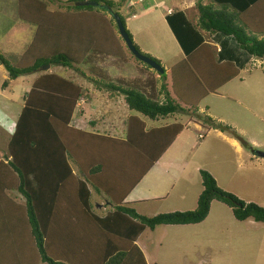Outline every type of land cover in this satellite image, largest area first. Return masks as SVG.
<instances>
[{"label":"trees","instance_id":"obj_1","mask_svg":"<svg viewBox=\"0 0 264 264\" xmlns=\"http://www.w3.org/2000/svg\"><path fill=\"white\" fill-rule=\"evenodd\" d=\"M67 1L73 2L74 13L112 11L125 28L123 17L114 8L120 9L126 0ZM263 1L211 0L202 3L197 0L196 25L191 24L181 12L167 15L168 26L186 53V57L177 64L180 66L177 69L179 80L184 81L185 90L174 88L178 77L173 70L170 73L174 97L164 82L159 86L163 95L160 100L145 90L153 87L149 81L146 86L137 87L125 84L124 77L118 79L120 84L98 80L97 90L118 92L128 109L139 113V116H128L125 133L119 138L70 127L78 101L83 97L89 98L87 90L62 74L39 70L45 65L71 67L86 56H95L98 61L104 60L105 55L123 60L126 56L121 45L100 26H90L94 19L84 20L79 15L63 18L58 12H49L43 0H17V19L33 23L35 30L30 44L15 63H10L0 53V64L5 68L8 79L34 72L37 76L22 97V107L6 145L8 159L6 163L0 161V210L15 217V223L27 225L33 245L30 250L31 243L28 242L24 247L29 248H20L22 251L16 253L14 249L22 246L19 241L23 244L28 237L20 235L19 241L11 238L13 254L4 259L1 257L0 263L146 264L135 243L146 228L153 230L159 225L199 223L207 217L213 200L227 205L237 220L251 218L264 222V207L243 201L221 189L213 175L204 169H199L202 189L192 210L145 216L125 202L129 192L183 127L180 122L173 121L147 128L142 118L165 119L186 112L189 107L195 109L201 98L238 75V69L231 60L238 64L241 62L242 66L249 56L264 59V20L260 21L264 15ZM251 7L259 18L249 23L245 19V11ZM110 19L117 29L114 17ZM196 26L209 34L231 37L243 57L237 55L229 61L218 62L215 48L201 42ZM126 32L132 39L127 29ZM134 47L151 57L141 52L137 45ZM151 58L160 64L159 60ZM138 61L145 68H151ZM98 67L101 70V66ZM157 74L164 81V68ZM7 78L2 83L3 87L8 84ZM150 81L156 83L155 79ZM203 115L208 126L229 132L230 136L240 140L241 136L232 126ZM83 136L103 139L98 143L100 148H84ZM78 143L79 147L76 146ZM11 191L20 194L22 202L16 201ZM92 192L104 195L110 205L103 215L93 209Z\"/></svg>","mask_w":264,"mask_h":264},{"label":"rangeland","instance_id":"obj_2","mask_svg":"<svg viewBox=\"0 0 264 264\" xmlns=\"http://www.w3.org/2000/svg\"><path fill=\"white\" fill-rule=\"evenodd\" d=\"M43 1L49 12H58L63 18L67 15L68 17L79 15L84 20L85 18L88 21L94 19L91 24L88 22L90 26L98 25L103 31L105 30L106 34L111 33L126 56V59L122 60L105 55L104 60L99 61L95 56H86L80 63L73 64L71 67L48 66L39 70L62 74L87 90L89 98H81L74 113L75 117L81 114L84 116L86 127L97 122L99 131L116 135L120 134L122 120L127 114L128 116L139 114L128 109L123 96L118 92L109 89L97 90L95 85L100 79L104 82L120 84L118 79L124 77L125 84L137 87L146 86L145 83L149 81L154 90L151 87L145 90L148 93H154V97L162 100L163 95L159 92L162 82L166 84L170 95L174 97L173 80L170 76L173 70L178 77L174 88L184 89V81L179 80L180 73L177 69L180 66L177 64L185 57L174 40V35L171 39L164 32L167 26L163 23V13L160 10L154 9L141 19L136 17L131 22L126 21L125 28L132 32V41L141 52L149 53L151 57L159 60L166 75L164 81L159 78L156 70L145 68L144 64L128 51L126 45L124 46L114 22L112 24L110 19L112 16L109 12L100 10L74 13L71 1ZM165 1L166 7L175 6L178 3V0ZM196 2L197 0L195 4ZM126 3H123L120 9L114 8L123 19L130 16L132 12L138 13L140 9L138 5L135 10L130 11L128 2ZM195 4L192 9H195L194 15L197 17ZM17 7V0H0V53L10 63H15V59L24 53L35 30L33 23L17 19ZM262 9L264 10V5ZM262 19L264 20V15L260 17V21ZM201 31L203 30L200 29V35H203ZM141 48L148 52H144ZM251 60L250 67L246 66L250 68V75L247 76L248 72H242L243 81L230 80L216 91L208 93L201 98L195 109L189 107L186 112L158 120L140 116L147 126L157 127L177 121L183 127L173 145L169 146L161 158L168 166L154 167L148 175V182L143 180L138 184L144 188L149 184V186L156 184L159 195H162V200L138 203L135 210L139 214L153 216L158 213L194 209L197 196L202 189L199 169L210 172L221 189L233 193L243 201L264 207V157L258 155L259 152H264V59L252 57ZM98 66H101V70ZM5 77L7 78V75ZM150 79H155L156 83L152 84ZM7 80L10 79L7 78ZM28 84L29 80H14L9 84L10 87L5 88L3 94L8 95L14 102V105L8 106V112L12 116L18 109L17 105L23 103L22 96ZM203 114L211 116L215 121L232 126L241 136L240 140L230 136L229 132L208 126V122L203 121ZM176 165H180L183 170L178 171ZM95 200L101 201L100 198ZM99 204L97 207L101 208L102 202ZM93 209L96 210L95 207ZM14 220L15 217L8 216L0 210V236L2 237L0 258L2 259L12 255L14 250L17 251L16 253L21 252L22 249L26 250L29 246L24 247V244L28 242L31 243L30 250L32 249L33 244L27 225L24 223L22 226ZM185 225L187 226L159 225L156 229L154 228L155 230L146 228L139 242L144 243L148 248L156 244V250L160 253L159 264H264V222L254 221L251 218L237 220L227 205L213 200L208 216L203 222ZM23 229H25L24 233ZM1 233L4 235L2 236ZM20 235H27L29 239L25 238V243L22 244L18 240L22 238L19 237ZM13 237L22 245L14 250L13 244L9 242ZM158 244L161 245L160 248Z\"/></svg>","mask_w":264,"mask_h":264},{"label":"crops","instance_id":"obj_3","mask_svg":"<svg viewBox=\"0 0 264 264\" xmlns=\"http://www.w3.org/2000/svg\"><path fill=\"white\" fill-rule=\"evenodd\" d=\"M195 1L196 0H178V3L175 6L171 5V6L166 7V4H165L166 1L165 0H128V1L126 0L125 3L128 2V7H129L130 11L135 10V7L138 5L140 6V9H139L138 13L132 12L130 14V16H128L127 18L124 19V22H126V21L131 22L132 19H136V17L141 19L144 16H146L150 11H152L154 9L155 10L158 9L163 13L162 14L163 23L167 26V30H164L163 27H162V30H164V32L172 39L173 33L170 30V27L168 26V23L166 21L167 15L175 13V12H181L184 15V17L191 24L195 25L197 17L194 15L195 9H192V7L195 4ZM210 1L211 0H204V2L202 1V3H208ZM168 10H171V12L169 14H168ZM253 10H254V8L251 7V8H249V10L247 9L245 11V14H246L245 19L249 23L252 21L256 22L257 18H259L258 14H255V12H252ZM190 12H192V13H190ZM132 14H133V16H132ZM249 15H250V18L247 17ZM125 25L127 26L126 23H125ZM130 26H131V24H130ZM196 28L200 32V29L197 26H196ZM201 33H203V35H201V38H202L201 42L208 43L212 47L215 48L218 62L229 61V58H231L233 56H237V55H239L241 58L243 57L241 55L242 53L240 52V50H238L235 41L231 37H225V36H222V35L217 34V33L209 34V33L204 32V31H201ZM130 34H132L131 31H130ZM174 40L176 41V43L180 47V50L183 53L184 57H186V53L183 51L181 45L178 43V41L176 40L175 37H174ZM141 49L144 50V52H148L146 49H143V48H141ZM220 57H222V58L220 59ZM251 59H252V56L247 57L245 62H244V65H242V66H240V64H242L240 61H239L240 63L238 64V63L231 60V62L238 69V75L236 77H234L233 79H231L232 81H234L235 79H237L239 82L243 81L244 77L241 76L242 72H248L247 76L250 75V68H247L246 66L250 67V61H252ZM261 60H263V59H261ZM6 75H7V72H6L5 68L0 64V84H1L0 85V161H3L4 163H6V160L8 159V154H7V150H6L7 141H8V138L11 136V134L14 130V126H15V122L13 120L16 121L17 116H18L20 109L22 107V103L17 105L18 109H16L15 115L12 116L10 114V112H8V106L14 105V102H12V100L9 99L8 95L6 96L3 93L5 92V88L10 87L9 84H11L14 80L20 81L22 79H23V81L29 80V84H28L29 86H27V88H26V91H27L29 89L32 81L37 76V73L35 72V73L23 75V76H20L18 79L17 78L16 79H10L8 81L7 86L3 87L2 83L6 79V77H5ZM25 92H24V94H25ZM83 115H84V113H83ZM128 115L129 114H127L126 117L122 120V128L120 129V131H121L120 134H116V135L111 134L109 132L99 131L100 129H99L97 122H96V124H92L89 127H86L84 124L85 118H84V116H82V114L78 115L77 117H75L73 115L72 119L69 123V126L74 128V129L84 130V131L89 132V133H98L101 135L103 134V135H108L111 137L115 136V137L121 138L125 133V128H126L125 120L128 117ZM146 127L150 128V127H155V126H147L146 125ZM178 136H179V134L174 138V140L172 141V143L170 145H173V143L175 142V140ZM82 138H83V140L81 139L82 140L81 142L83 143L82 145H84V148H100L98 143L103 141V139L96 138V137L83 136ZM76 146L79 147V143ZM169 146L166 148V150L169 148ZM166 150L160 155V157L154 162V164L148 170V172L142 177V179L135 185V187L126 196L125 202L131 203L132 207L136 208L138 203H147V202L152 201V200H162L161 199L162 195H159L158 185L155 184L154 186H149L150 185L149 184L147 187L144 188L143 186L138 185V184L143 180H145V182H148V175L151 173V171L154 167L160 166V165L161 166H168L165 163V161L161 160V158L164 155V153L166 152ZM176 166L178 168V171L180 169L183 170V168H180V165H176ZM11 195L14 196L16 201L22 202V197L17 192L11 191ZM95 196H96V198H100V200H101L100 202H102L101 208L97 207L98 205H100L99 204L100 202H98L96 200L94 201V199H96V198H94ZM91 200H92L93 207H95L97 212H99L102 215L105 212H107L108 208L110 207V205L108 204V201L105 199L104 195H102V194H97L95 192H92L91 193ZM210 215H211V213H210ZM203 221H201V222H203ZM181 226H187V225H181ZM155 229H156V227H155ZM145 230L138 236L135 243L139 247L141 252L143 253L144 260H145L146 264H159V262H160L159 261V254L160 253L156 250L157 249L156 244L154 243L152 245V247L148 248L144 243L139 242V239L141 238V236L145 232ZM160 244H158V248L161 247ZM146 250H148V251H146Z\"/></svg>","mask_w":264,"mask_h":264},{"label":"water","instance_id":"obj_4","mask_svg":"<svg viewBox=\"0 0 264 264\" xmlns=\"http://www.w3.org/2000/svg\"><path fill=\"white\" fill-rule=\"evenodd\" d=\"M110 10V9H109ZM111 15L114 17L116 25H117V30L118 33L120 35V37L122 38V40L124 41V44L126 45L127 49L129 50V52L138 60L148 64L151 68H153L154 70H156L159 73L163 72V68L162 66L155 62L151 57L146 56L140 52H138L136 50V48L134 47V44L132 42V39H130L128 33L126 32V29L124 28L123 24L121 23L119 17L113 13L112 11H110ZM49 65H45L43 66V68H48ZM258 155L264 157V152H259Z\"/></svg>","mask_w":264,"mask_h":264},{"label":"clouds","instance_id":"obj_5","mask_svg":"<svg viewBox=\"0 0 264 264\" xmlns=\"http://www.w3.org/2000/svg\"><path fill=\"white\" fill-rule=\"evenodd\" d=\"M171 12V10H168V14Z\"/></svg>","mask_w":264,"mask_h":264}]
</instances>
